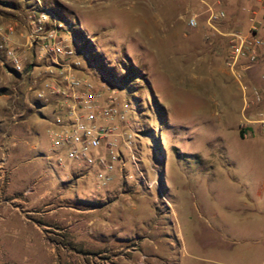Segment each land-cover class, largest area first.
<instances>
[{
  "label": "rangeland",
  "instance_id": "1",
  "mask_svg": "<svg viewBox=\"0 0 264 264\" xmlns=\"http://www.w3.org/2000/svg\"><path fill=\"white\" fill-rule=\"evenodd\" d=\"M52 1L55 0H37L36 10L45 9ZM56 1L66 7L69 23H76L85 33L83 40L76 41L70 35V24L56 22L61 24L57 27L58 35L78 52V73L95 84L110 85L117 92L119 101L125 99L130 102L128 119L131 129L126 131L138 132L139 138L135 140L134 147L141 158L140 167L151 179L159 181L162 172L170 193L172 189L176 190L179 225H174V233L180 230L184 241L176 235L178 237L173 240L172 248L160 247L156 251L158 257L164 258L165 264H168L167 261L170 264H259L260 261L253 256L261 245L255 243V239L258 236L264 239V124L253 129L249 137L241 138L234 118L241 104L242 91L228 70L221 74L226 88L217 89L214 93L195 89L189 78L192 73L198 76L208 74L206 64L213 59L208 45H222L221 40H225L220 32L238 28L239 14L230 20L226 17L211 27L206 23L205 6L193 0H137L133 6L127 0H113L100 7L95 5L98 0ZM257 6L255 1L239 5L238 13L246 17L244 24L248 25L247 29L256 25L258 34L264 38V10ZM254 9L257 12L251 21ZM135 10L142 14L137 17L131 15ZM8 13L4 19L1 18L2 21H13L19 17H14L13 12ZM192 14H198L195 27L188 26L186 22ZM260 16L262 25L256 22ZM94 53L98 54L97 60L91 57ZM103 60L107 68L105 72L96 67ZM214 60L217 65L221 63L225 66L222 56ZM196 61L198 64L193 66ZM130 66L137 67L146 81L134 76L129 90L126 83L116 77L123 75L125 67ZM32 77L24 71L17 74L10 71L0 52V94L4 95L8 108L0 109V117L10 116V121L25 129L22 132L26 136L28 134L29 144H35L49 153L50 129L53 128L49 120L53 115V105L35 100L34 91L30 88L35 87ZM109 78L113 83L109 82ZM196 84L201 87L203 81H196ZM112 91L108 89L104 93L105 99ZM16 112L20 115L13 118ZM111 140L127 159L125 170L137 177L128 161L130 149L125 147L120 137H111ZM30 166L35 167L34 176L40 177L39 184L35 185V214H27L32 212L27 208L20 211L36 222L39 228L23 220L18 212L0 217L6 223L5 228H0L5 231V236L16 238L13 247L6 237L0 243L4 250L13 249L16 256L13 264L27 259L30 263L34 257L36 264H43L49 256L51 260L48 264H98L93 262L94 255L98 253L108 254L112 258L111 264H128L127 256L121 254L125 245L129 244L125 239L113 241L110 253L99 248L84 257L75 255V249L59 231L53 236L55 242L50 241L47 236L50 219L46 215V188L43 184L46 181L49 184L59 183L62 174L58 172L57 177L53 170L55 167L47 165L42 158H36ZM17 173L10 177L9 193L12 191V194L21 185ZM76 182L77 192L83 189L91 193L90 198H103L104 193L99 191L103 192L105 187L96 191L98 180L92 176L76 179ZM119 183L116 176L107 186ZM214 188L219 189L221 196L213 194L211 190ZM12 197L8 200L12 201ZM225 199L229 212L223 230L229 236L228 241H221L215 236L218 233L210 231L198 212L206 214L204 201L219 206ZM234 208L238 210L237 217H242L240 221L231 215ZM148 209L150 218H153L154 209L150 206ZM188 214L192 217V225ZM212 223L215 224L214 221ZM53 228L61 229L57 225ZM233 238L238 241L232 242ZM50 247L56 255L50 254ZM61 251L64 253L62 258L59 256ZM224 252L228 254L227 258L223 257ZM243 253L246 257L242 256ZM168 254L172 255L171 259L167 258ZM146 260L144 257L138 259L137 264Z\"/></svg>",
  "mask_w": 264,
  "mask_h": 264
},
{
  "label": "crops",
  "instance_id": "2",
  "mask_svg": "<svg viewBox=\"0 0 264 264\" xmlns=\"http://www.w3.org/2000/svg\"><path fill=\"white\" fill-rule=\"evenodd\" d=\"M112 1L113 0H98L95 5L99 7L105 6ZM127 1H129L128 3L131 6L137 2V0ZM252 1H255L259 9H262L263 5L260 0H223L222 6L225 11H227V20H230L235 14H239V20L236 22L238 24L237 29L244 31L248 30V25L244 24V19L246 17L238 13V6ZM34 11L35 10L29 13H22V11L12 10L14 17L19 16L18 19L20 20L18 21V19H15L8 22L1 20V18L4 19V14L0 12V43L1 34L5 33L6 27L10 25L14 26L15 34L11 38L12 43L19 53H26V57L31 56V50L25 45V35L27 32V17ZM139 14L142 13H140L139 10H135L131 15L137 17ZM262 21L260 16L258 22H260L261 25L263 24ZM243 24L245 25L244 27ZM261 38L264 40L263 37ZM221 42L222 45L218 47L211 44L208 45L209 52H211L213 58L206 64L208 66V74L198 76L192 73L189 76L195 89H200L203 93L211 91L214 93L217 89L221 90L226 88V82L221 79V74L226 73L227 69L225 66L223 67L221 63L217 65L214 60L216 57L222 56L224 62L226 43L222 40ZM0 52H2L4 57L2 49H0ZM261 60L264 61V49L262 51ZM196 64H198L197 61L194 62L193 66ZM196 81H203V86L199 87ZM244 81L249 83L250 86L264 88V83H261L258 79L257 68L248 71ZM243 99V95L241 94V104L234 120L237 132L242 139H245L252 134L253 129H256V127L261 124H249L247 126L248 128L245 130L249 131L251 134L246 137L243 136L241 125L246 124L247 120H252L255 116L254 110L243 109ZM0 109H8L3 94H0ZM9 117H0V199L6 200L0 201V217L8 213L13 214L14 212H18L23 220L32 222L29 217H25V214L20 211L21 209L27 208L32 211L27 212V214H35L34 209L37 203L35 185L39 184L40 177L34 176L36 172L35 167H31L30 164L34 162L36 158H42L47 165H49L50 163L47 157L53 159L55 156L54 152H52L51 145L48 153V151L39 148L35 144H29L28 134L26 136L22 132V130L25 129L22 127L19 128L17 125L18 123L10 121ZM54 160L55 159H53V161ZM67 160L68 159L63 156L61 164L55 162L54 164H50L55 167L53 170L57 174V177H59V173L62 174V178L59 177V183L52 182L49 184L46 181L43 184L46 188L44 191L46 215L48 216L47 218L50 219L47 225L49 231L47 232V236L50 237V241L55 242L53 236L58 234L59 231L61 232L59 234H61L62 238L65 237L72 248L75 249V255L84 257L93 254L99 248H101L102 251H108L110 253L113 241L125 239L129 241V244L125 245L121 254H123L122 256L124 257L127 256L126 258L129 260L128 264H137L139 262L138 259H142L143 257L148 260L141 264H165L163 261L164 258H159L156 251H158L160 247L164 249L172 248L173 240H177L178 237L176 235H179L181 241H184V238L180 230L174 233V225H179V210L176 208V199L178 196L175 189H172L170 193L169 189L165 186L162 172L160 175V186L158 188H147L138 182H127L121 187H119V185L105 187L104 190H102L103 192L99 191L100 193H104L103 198L97 197L95 199L88 197L91 193L84 192L83 189L77 192L76 182V179L91 176L93 179L97 180L94 169L78 168L74 163L70 164L72 161ZM11 161L14 163L11 164ZM142 170L146 173L143 168ZM17 171L21 185L17 186L14 189L15 193L12 194V191L9 193L10 177ZM69 177L72 179L62 181V179H68ZM227 178L231 177L227 176ZM97 190H99V188L96 186V191ZM211 191L217 197L221 196L219 195L221 193H219V189L214 188ZM159 193H161V196ZM10 196H13L12 201L8 200ZM149 206L154 209L155 215L153 218H150ZM203 210L206 214L201 212H198V214L199 217L205 219L210 231L218 233L215 235L218 240L228 241L229 234L227 235L223 230L227 224L229 212L227 199L219 206L204 201ZM237 211L236 208L232 209L231 215H233L235 220L240 221L242 217H237ZM188 218L191 220L192 225V217L189 214ZM210 219L212 222L214 221L215 224H213ZM32 223H34L35 227L39 228L36 222ZM55 225L60 226L61 229L53 228ZM214 225H216V227ZM1 227L5 228L6 223L5 220L0 218V228ZM3 237L9 239L12 247L14 246L16 238L5 236V231L0 229V243ZM231 241L234 242L238 240L237 238H233ZM254 242L261 245L258 247V250L254 252L253 258H257L260 261L259 264H264V239H260L258 236ZM51 247L50 254L52 256L56 255ZM12 250V248H10V250H4L0 244V264L15 263L13 258L16 256ZM224 254L225 256L223 257L227 258L228 254H226V252H224ZM59 256L62 258L64 253L61 251ZM242 256L246 257L244 253ZM168 257L171 259L172 255L168 254L167 258ZM50 260L51 257L49 256L47 262L43 260V264H48ZM30 261L29 263V259H27L20 264H25L24 262H27L26 264H36L37 260L34 257L33 260L30 259ZM166 263L170 264L169 261Z\"/></svg>",
  "mask_w": 264,
  "mask_h": 264
},
{
  "label": "built area",
  "instance_id": "3",
  "mask_svg": "<svg viewBox=\"0 0 264 264\" xmlns=\"http://www.w3.org/2000/svg\"><path fill=\"white\" fill-rule=\"evenodd\" d=\"M193 1L205 6L209 26L214 27V23L226 18L223 0ZM260 2L264 10V0ZM256 12L254 9L251 21ZM197 18L198 14L190 15L186 21L188 26L195 27ZM56 22L57 18L44 8L28 15L25 45L31 50L29 57L19 53L11 41L15 34L14 26L6 27L0 43L7 65L33 76L35 87L30 88L34 91L35 100L53 105L49 123L53 126L50 138L55 160L47 157L48 162L61 164L64 156L78 168L94 169L98 188L107 187L116 176L120 180L119 187L131 180L147 188H158L160 181L149 178L140 167L141 158L134 147L138 132L126 131L131 129L128 119L130 102L125 99L119 101L117 92L110 85L95 84L78 73V52L58 35L57 27L61 24ZM220 34L226 43L224 65L242 91L243 109L255 111L253 119L241 125L242 134L246 137L251 134L245 130L249 124H264V88L250 86L244 81L246 73L257 68L258 79L264 83V61L261 60L264 40L259 36L256 25H251L246 32L234 28ZM108 89L113 91L105 99L104 93ZM18 115L19 112L13 113V118ZM111 137H120L125 147L130 149L128 161L137 177L125 170L127 159ZM93 262L111 264L112 258L98 253L94 255Z\"/></svg>",
  "mask_w": 264,
  "mask_h": 264
},
{
  "label": "trees",
  "instance_id": "4",
  "mask_svg": "<svg viewBox=\"0 0 264 264\" xmlns=\"http://www.w3.org/2000/svg\"><path fill=\"white\" fill-rule=\"evenodd\" d=\"M35 4H36V0H0V12H2L4 15L6 13L10 14L8 12H12V10L22 11V13H29L33 10H36ZM45 9L50 11L57 18V20L60 21L62 24L67 25V26L70 24L69 32L73 39H75L76 41L80 39L82 40L84 39L85 33L83 29L80 26H78L76 23H69V19L67 18V13H66L67 9L63 4L55 0V1H52V4L49 3ZM97 55L98 54H95V53L91 54V57L93 58V60H97L96 59ZM105 65L106 64L104 63V60H103L102 64L96 67L99 68L102 72H105L104 71ZM7 67L13 73H18L16 69L9 67L8 65ZM125 70L126 72L123 73V75H121L119 78L116 77V79H122L126 83V86L129 90L131 89L129 85L131 84L132 78L134 76L137 79L141 78L144 82L146 81L145 76L142 73H140L137 67H134V66H130L129 68L125 67ZM104 76L108 77V75H106L105 73H104ZM108 80L109 82H111L110 78Z\"/></svg>",
  "mask_w": 264,
  "mask_h": 264
}]
</instances>
